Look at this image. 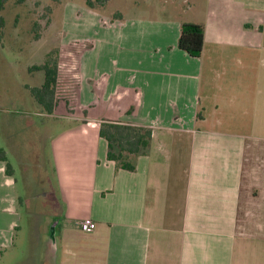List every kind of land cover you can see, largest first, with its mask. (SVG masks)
Instances as JSON below:
<instances>
[{
    "label": "crops",
    "instance_id": "crops-1",
    "mask_svg": "<svg viewBox=\"0 0 264 264\" xmlns=\"http://www.w3.org/2000/svg\"><path fill=\"white\" fill-rule=\"evenodd\" d=\"M169 12L94 13L77 35L91 45L66 99L81 115L61 116L75 124L50 141L59 264H264V47L245 31L240 1L207 0L199 14L181 0ZM184 23L204 27L199 58L177 48ZM31 105L58 118V107ZM103 121L151 129L134 172L107 161ZM20 218L14 173L0 161V252ZM87 220L91 232L79 228Z\"/></svg>",
    "mask_w": 264,
    "mask_h": 264
},
{
    "label": "rangeland",
    "instance_id": "rangeland-1",
    "mask_svg": "<svg viewBox=\"0 0 264 264\" xmlns=\"http://www.w3.org/2000/svg\"><path fill=\"white\" fill-rule=\"evenodd\" d=\"M90 1L92 9L88 8L87 0H5L0 12L3 19L0 29V128L3 131L0 132V150L7 151L5 157L16 179L17 210L21 216L12 246L0 252V264L60 263L57 246L51 239L60 218H53L50 212L51 200L59 190L50 141L59 129L75 124L63 120L66 112L77 117L81 115L77 102L66 97L68 90L79 83L78 70L74 66L80 51L91 45L88 41H79V37L91 29L92 15L150 12V15L168 17L171 7L181 0ZM236 1L247 10L243 17L245 22L253 25L251 28L247 24L245 31H251L255 43L264 47V0ZM189 2H196L199 14L204 13L207 0ZM261 55L264 58V53ZM47 58L56 61L58 66V109L54 113L58 118L55 120L36 115L37 110L31 107L30 89L38 87L44 78L43 72L32 68ZM58 120L61 123H57ZM46 126L54 130L47 132Z\"/></svg>",
    "mask_w": 264,
    "mask_h": 264
},
{
    "label": "trees",
    "instance_id": "trees-1",
    "mask_svg": "<svg viewBox=\"0 0 264 264\" xmlns=\"http://www.w3.org/2000/svg\"><path fill=\"white\" fill-rule=\"evenodd\" d=\"M4 3L5 0H0V12ZM86 4L88 8H93L90 0H87ZM118 17L119 15L115 14L112 19H117ZM2 26L3 19L0 15V29ZM203 43L204 27L202 25L193 23L181 25L177 40V48L180 51L191 58H199ZM32 69L43 72L44 78L41 86L30 89V93L42 111L51 115L58 106L56 95L58 83L57 63L47 58L43 64ZM151 133L152 131L148 127L131 126L110 121H103L99 126L98 132L99 137L107 143V161L113 162L117 170L128 172H134L137 158L146 154L151 141ZM0 161L4 163L5 174L12 176L13 171L10 164L7 163L3 150H0Z\"/></svg>",
    "mask_w": 264,
    "mask_h": 264
},
{
    "label": "built area",
    "instance_id": "built-area-1",
    "mask_svg": "<svg viewBox=\"0 0 264 264\" xmlns=\"http://www.w3.org/2000/svg\"><path fill=\"white\" fill-rule=\"evenodd\" d=\"M79 228L83 232H91L95 228V224L92 221H82L79 224Z\"/></svg>",
    "mask_w": 264,
    "mask_h": 264
}]
</instances>
